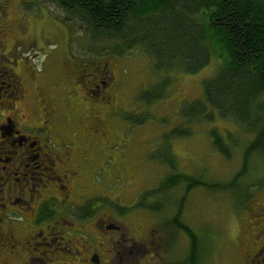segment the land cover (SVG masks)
Listing matches in <instances>:
<instances>
[{"label":"flooded vegetation","instance_id":"1","mask_svg":"<svg viewBox=\"0 0 264 264\" xmlns=\"http://www.w3.org/2000/svg\"><path fill=\"white\" fill-rule=\"evenodd\" d=\"M43 37L0 25V264H210L209 238L179 226L177 209L163 220L146 191L126 204L94 182L123 89L109 62L69 48L66 69L48 77L30 55ZM252 189L225 264H264V183Z\"/></svg>","mask_w":264,"mask_h":264},{"label":"rangeland","instance_id":"2","mask_svg":"<svg viewBox=\"0 0 264 264\" xmlns=\"http://www.w3.org/2000/svg\"><path fill=\"white\" fill-rule=\"evenodd\" d=\"M5 22L13 29L21 24L29 31H42L44 37L38 45L43 48L31 51L30 55L38 68L47 70L48 77L66 69L68 48L70 54L80 56L83 61L109 62L123 89V109L111 118L114 134L118 135L107 144V159L93 174L94 182L111 190L109 194L114 198L119 196L126 204L135 197L137 188L139 192L156 189L173 173L207 183L187 188L184 180L161 193L141 198L150 204L148 207L160 210L163 220H168L177 209L181 222L207 237L203 241L209 238L210 244L204 245L212 248L210 264H225L236 244L242 201L256 184L264 183V151L251 155L246 173L239 175L245 150L255 139L257 130L231 117L222 118L217 112L213 119L190 123L180 114L184 104L203 98V82L216 74L221 59L213 58L196 73L181 69L157 76L152 60L142 49L120 54L112 37L102 35L99 40H92L84 23L49 0H0V25ZM167 74L170 83L164 98L153 103L138 98L142 89ZM142 117L148 120L138 124L137 119ZM187 123H192L191 134L170 140L165 137L171 129L185 127ZM213 131L222 137L228 156L214 145ZM132 170L136 179L129 184L128 171ZM178 235V249H181L183 245Z\"/></svg>","mask_w":264,"mask_h":264},{"label":"trees","instance_id":"3","mask_svg":"<svg viewBox=\"0 0 264 264\" xmlns=\"http://www.w3.org/2000/svg\"><path fill=\"white\" fill-rule=\"evenodd\" d=\"M49 1L84 23L92 40L102 35L112 37L120 54L142 49L152 60L157 76L181 69L196 73L213 58L221 59L216 74L203 82V98L184 104L180 114L190 123L213 119L217 112L222 118L231 117L257 130L245 150L239 175L246 173L251 155L264 151V0ZM162 76L142 89L138 98L145 103L164 98L170 76ZM146 120L142 117L137 123ZM188 123L171 129L165 137L170 140L191 134L192 123ZM212 136L214 145L228 156L222 137L216 131ZM184 180L187 188L207 184L173 173L144 196L161 193ZM178 225L196 238L188 225Z\"/></svg>","mask_w":264,"mask_h":264}]
</instances>
